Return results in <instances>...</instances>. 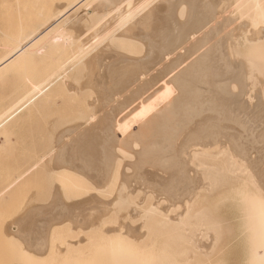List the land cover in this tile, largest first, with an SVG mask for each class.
I'll list each match as a JSON object with an SVG mask.
<instances>
[{"label":"rangeland","instance_id":"obj_1","mask_svg":"<svg viewBox=\"0 0 264 264\" xmlns=\"http://www.w3.org/2000/svg\"><path fill=\"white\" fill-rule=\"evenodd\" d=\"M77 1L78 0H0V59L4 55L13 52L20 44H17L18 42L25 40L31 33L38 31L41 27L45 26L44 23L48 21V23H50L57 18L59 19L57 20V23L53 25V30H62L68 37L74 39L70 44H52L48 41L49 33H44L41 37H39L40 39H38L28 48V50H26L24 56L21 55L16 59L9 61L8 64L1 67L2 71L0 68V121L3 120L4 116H6V112L11 110V108L19 103L20 100L22 104L30 100V97L26 98V96L29 90L34 86L41 84L42 87H44L47 83H51L49 89L44 94L39 96L34 102L29 104L10 121L0 127V264H2V254L7 253L8 249H12V245H8L6 240L3 246V241L1 240L5 235L4 229L6 228L14 229L13 233H11V235L15 238L13 247L14 264H113L115 261L116 264H125V261L120 259L116 254H113L110 249L109 240L115 236V234L111 233L110 235L108 233L107 236V233L105 232H110V227H113L112 230L117 229L116 223L119 220L117 216L124 217L127 211L126 209L124 210L119 207L120 204H116L114 206L112 204L113 208L109 206L108 211L106 212L103 204H101L103 201H106L107 203L114 201L116 198L114 195L117 193L116 190L120 185L126 187L133 196L140 194L138 200L139 203H143L146 196H152V204H154L155 201H160L162 203L160 205L162 209H165L168 206L170 210H173V213L170 214L171 218H175L176 215H180L184 211L185 203L191 200L193 194L196 193L197 189L200 187L198 190L199 192L197 191L199 197H197L198 199L196 200V205L193 207V211L203 212L201 213V216L203 215V217H201V221H203L202 223L205 226V231L201 233L202 237L199 236L197 239V232L194 234V241L191 242L188 239L181 240L176 235L168 234L164 228L159 227L158 225L154 226L153 224H146L141 230L146 232V229L150 227L149 236H144L142 239L146 238L144 239L145 241H136L135 244L144 250L146 249V251L152 250L153 258L156 259L168 256L166 252H169L170 255H175L176 258L181 261H185L186 258H191L190 264H247V249L243 235V221L239 207L240 204L238 195L244 191H254L255 188L259 187L263 189L264 176H259L257 170L250 168L251 165L249 162H242L239 159L242 169L240 170V165H236L237 167L233 166V164L229 161L230 159L228 160V155L223 153H226L229 148L228 153H230V150L233 152V147L229 138H232L233 140H231L235 142L239 141L238 143H242V145L246 144L243 140V130L238 128V134V131L236 130L237 126L234 127L233 124L230 126L231 123L228 122L230 124L228 125L226 121V123L222 121L221 124V121L216 118V115L214 116L212 113L207 115L209 112H205L206 114L203 113L205 114L204 116L202 114L199 117H195L196 120L193 119L194 122L200 121L204 119V117L206 120L215 119V121L218 120L220 122L217 125L219 128L221 126L220 130H223L225 127L223 130L224 132L220 131V136L222 138H220V144H218L220 154L221 152L222 154H219L217 157L218 159L213 157H204L200 160L206 166H213L216 170L221 171L217 172L219 175L221 173L222 177L217 176L218 173L214 176L220 179H228L226 181L218 179L219 186L216 184L218 183V180L214 176L211 177L215 180H203V175L200 174L202 172H200V170L195 168L193 165L191 166L189 161H187L191 151L194 149L193 147L191 149L187 147V149L181 150V160L178 162L174 170L170 169L172 168V165H170L169 162L164 165H161L162 162L158 163L163 155L159 153L160 149L157 145L166 147L168 143L171 145L174 143V147H172L177 149V147L182 144L181 141H183V137L185 136V133H180L182 126L175 127L176 130L179 127V130H175L176 132L179 131V136L175 133V136L178 137L176 138L177 140L174 137L172 142L170 140L168 143L162 141L160 144V140H157L156 142L158 143L153 148V155L149 158L152 159L150 163L143 167L144 170L142 168L143 171L137 169L136 163L138 161L139 154L143 151V148L146 150L144 144L146 143V140L152 138V136L144 138L143 135H139L138 131L140 124L133 123L132 120L134 118L135 111L140 107L139 105L141 101L146 99L148 94L150 95L151 93V95H148L147 98H158L156 96H161L162 92L160 91H162L163 88L161 85L168 81V78H170L173 74H177L178 70L180 72L183 68L185 69L188 67L191 63H193L196 57H199L201 54L206 52L208 48L211 46L213 47L216 41L220 39L222 40L223 38L222 49L224 50L226 61L230 64L233 63L232 65H236L238 70L243 71L244 78L247 75L244 80V85L246 87V91L250 93L249 95L251 98L249 102L254 103V105L255 103L258 105L256 116H258L257 119L259 122L256 123V125L261 124V122L264 123V90H262V88L264 89V76L256 71H253L254 73H251L250 77L248 75L249 71H247L248 68L246 66L245 58L251 55L254 47L245 42V39L250 35L248 33L249 28L245 27L243 23L240 25V23L236 22L239 24L237 26L233 17L230 15L231 12H229V10H232V1L229 0V4H226V1H222V3L225 2L224 4H222L221 1H217L219 3L216 2L217 9H219L217 12L220 11V8L222 10L220 11L221 14H218L220 19L217 20L218 23L221 21L223 24V26H220L221 29L219 30L221 34L218 32L219 34H217V39L216 36L211 37V39L204 43V45L199 46V49L196 51L191 50V45L194 42L192 40H189L190 43H185L176 51H173L176 48L173 45H171L173 46L171 49V47H166L164 44L165 36L167 34H171L170 37L167 35L168 38L173 37V32L170 30L173 26V21L170 19L168 24H166L165 22L167 19L165 18L173 16V6L176 1L181 0H125L126 3L124 2V5L116 12H106L102 15L91 14V11H89L92 10L91 7H93V5L99 0H87L82 7H76L70 12H66L67 7L72 6ZM61 3L62 5H60ZM131 7L132 9H130ZM137 7H141L140 10ZM170 7L171 11H169ZM153 8H157L159 14L155 13L156 16L152 19L154 21L150 20L149 22H146V17L154 10ZM165 8L167 9L165 10ZM129 9L132 10L131 12L133 13L131 14L130 19L133 23L128 24L129 26L127 25L125 30L130 29L132 31V35L138 39L148 35L147 38L149 42L146 41L141 43L140 39L139 41L134 42L121 38V35L123 34L122 32L125 30L122 29V32H119L121 28H124L123 24L122 26L119 25L121 23L119 22V15ZM81 14H83V16ZM90 14L91 16L89 18H85L86 15L89 16ZM112 15L117 18H114ZM132 15H134V17H132ZM157 15L159 17H157ZM71 17L72 19H70ZM159 19L162 23L161 21L159 22ZM226 19H232L233 25ZM105 20H107V22L110 21V23H107ZM102 21L107 24H102ZM130 21L129 23H131ZM175 21L178 23L179 19L175 18L174 22ZM182 22L183 21L181 20L179 21V23ZM73 23H75L74 29L71 27ZM163 23L166 26L163 27L164 29H161L158 36V33L155 32L156 27L160 24L162 25ZM213 23L209 25V28L216 26V24ZM114 24L117 26H114ZM104 27L106 28L104 29ZM69 28L72 30H69ZM103 29H107L106 33L110 32L108 35L109 37L105 35L106 33L102 31ZM238 29L240 32L237 31ZM139 30H143V34ZM144 30L148 31V33L146 31L144 32ZM203 30L201 32L204 34L208 32V30L206 32L205 29ZM118 32L119 34L115 36ZM201 32L195 35L194 38L198 37V39H194L195 41L202 38H200V36H203ZM144 33L147 35H144ZM150 36H152L153 41L149 38ZM155 36L158 37L155 38ZM92 37L94 38L93 40L97 37L99 39L97 38V41H93ZM233 37L234 39H232ZM161 39H163V41H161ZM99 40L102 41L99 42ZM77 43H79V45ZM145 43H148V45ZM80 44L86 45L87 50L90 49L91 51H87L88 53H86V57L84 59L85 61L82 57L76 59L74 58L75 54L77 55L76 51ZM140 44L143 45L141 46ZM150 44L156 45L155 50L159 51L160 54L162 53L161 56H163L165 52L173 51L168 57L169 59L171 58V60L169 61V59H167L166 62V60L164 61L162 59L163 61H160L157 68L156 65H149V69L148 67L145 68V71L143 70L144 73L141 72L142 74L139 76L135 75L136 78L129 81V85L126 87L125 91L121 93V96L119 95L120 97L118 96L119 92L117 91L115 95V91H112L114 90V85L111 83L108 84L110 79L106 75L109 67H107V64L110 65L111 63H116L112 66H114L118 71L123 65L121 64L122 57L128 55L130 56V59L133 58V60H138V58L142 55H146ZM228 44H230V46ZM185 45L188 48L187 52ZM107 48L108 50H106ZM75 49L76 51L74 54ZM234 49H236V53L239 54L238 56L235 54L234 57ZM163 50L165 51L163 52ZM257 50L258 56L261 58L258 65L263 68L264 42L257 46ZM104 51H106V53ZM90 54H94L93 56L96 55V57H98V63L95 65L94 70L88 66V59L86 60V58H88L87 56H90ZM106 54L112 55V57ZM99 57L103 59H100ZM164 57L165 56H163V58ZM18 59L19 61H17ZM113 60L115 62H113ZM184 60L187 62H184ZM81 61L84 63H81ZM174 61H177L178 64L176 63V65H179V67H177L170 75L166 76V73L169 71L168 67L171 68L172 66L169 65L167 67V65L172 64ZM226 65L225 69L229 71ZM157 69L159 70L157 71ZM161 71L164 72L162 73ZM162 77L164 79H162ZM101 78L106 79L102 80ZM152 79H154L155 84H153L154 81H152ZM89 80L91 84L89 83ZM98 80L99 83L97 82ZM142 80H151V83L148 87H146L147 89L144 90L145 92L140 91L139 97L141 99H136L138 97L132 96L131 100H133V103L130 100L126 101L125 98H128L126 95L130 96L129 94L131 91H134L135 87L142 85ZM132 81L133 83H131ZM158 86L160 87V90H158ZM106 89H109V92L106 91ZM153 92L158 93H156V95ZM177 92L175 91V96L178 95ZM235 92L237 93V91ZM154 94L155 96H153ZM117 96L119 98H117ZM114 98L116 100H114ZM225 99L228 101L227 96ZM125 102H127V104L129 103V105L126 106ZM119 106H121V109ZM122 106L126 107L123 108ZM160 107L161 105L158 108ZM132 112L133 117L131 116ZM179 117L177 119H179ZM109 120L112 121V125H115L116 120L121 122V124L122 122L128 123V127L130 126V129L126 133L125 138L127 137L132 139L129 144H126V142L122 143V146L126 145V147L123 146L121 148V151L123 152L122 155L115 154L116 152L113 150V160L114 158H118L116 161V172H114L115 164L113 165V163H103L102 161H97L96 167L98 168V175L94 176L91 172L94 170L93 167L88 165L87 157L90 154L88 147L85 146L83 148H78L76 143H80L81 141V143H83V141L88 139L90 136L97 135V133L103 129V126ZM96 124L99 125L97 126ZM93 125L97 126L96 129ZM91 126H93L94 129ZM192 127L193 126H190V129H192ZM259 127H256L257 130H260L261 127ZM227 128H233L235 130L232 129V131ZM114 134L117 140H122L123 134H121L120 130L117 128L114 129ZM76 136H78V139ZM74 139H77V142ZM64 140L66 141L63 142ZM134 144L136 147H133ZM251 144L256 145H253L256 147V150L253 149V151L251 147L248 149V153L251 155L253 154L252 151L256 152L252 155L251 160H256L255 165L259 166V170L264 171V158L261 157L263 156L261 155L263 153V149H261L262 144L258 143V146L256 143ZM214 148L215 147H207V149L212 151H214ZM225 148L227 151H225ZM184 150H186V158L183 157ZM93 151L94 150L92 149V152ZM175 152L177 153V151ZM228 162L231 164L229 163V165ZM229 166H232V169ZM233 168L234 171H232ZM236 168H239V173L235 170ZM256 171L257 173H255ZM113 172L114 175L112 177ZM231 172L235 175L238 174L236 175L237 177ZM245 172L249 173L248 177H246L247 173ZM227 173L229 177L226 176ZM199 174L202 176L200 179L199 177L201 176ZM249 177L252 178L254 183L250 182L251 178L249 179ZM254 177H258V179L254 180ZM111 178L113 179L114 190L112 194L108 195L102 189V185L107 180H111ZM230 178L232 180H230ZM245 179L246 181H244ZM260 180L262 181V187ZM211 181L213 182L211 183ZM207 182H209L210 185ZM251 184H253V186ZM214 187L220 188L215 189ZM215 190L217 191L215 192ZM111 199L113 200L111 201ZM89 201L94 202L92 204H88L87 202ZM95 203H97V205ZM84 204L87 205L83 206ZM90 208H94V211ZM110 208L113 209V212H110L112 211ZM84 209H87L89 212ZM102 209L104 211H102ZM136 212L137 211L133 210V213L130 215L133 219L137 218ZM115 219H117V221H115ZM121 222L125 223L128 228L132 227V230H136L138 227L140 228L143 226V221L139 219L131 220L121 218ZM84 226L85 228H83ZM75 227L83 229L81 231L78 228L77 230ZM4 239H6V237ZM195 248H197V250L199 248V251L195 250ZM111 253L114 256H112Z\"/></svg>","mask_w":264,"mask_h":264},{"label":"bare ground","instance_id":"obj_2","mask_svg":"<svg viewBox=\"0 0 264 264\" xmlns=\"http://www.w3.org/2000/svg\"><path fill=\"white\" fill-rule=\"evenodd\" d=\"M89 1H91V0H89ZM217 1H219V2L221 1V3H222V1H226V4H229L228 3L229 0H204V1H200V0H181V1H176V3L173 6V8H174L173 16H171L169 18H165L164 17L165 19H167V21L165 22L166 24H168V21H170V19L173 21V26L170 29L173 32V34H172L173 37L168 38L167 35H169V37H170L171 34H167L165 36V33H164V36H165V40H164L165 43L164 44H165V46L166 47L169 46V47H171V49L174 46L176 48L173 51H176V50H178L179 47H181L185 43L189 42V40H192L194 42L191 45V50L196 51V50L199 49V46L204 45V43L209 41L211 39V37H215L216 36V39H217V34H219L218 32H220L219 30L221 29L220 26H223L221 21H220L221 23L220 22L218 23V21H217V20L220 19L219 15L221 14L220 11H222L221 8H220V11L217 12V10H219V9H217V6H216V2ZM230 1H232V10L231 11L229 10V12H231V14L230 13L229 14L231 15V17H233L235 24H237L236 22L240 23V25H241V23H243L245 25V27L249 28L248 33L250 35L245 39V42L248 43V45H252L254 47L253 50H252L251 55L249 57L247 56L245 58L246 66L248 68L247 71H249L248 75L250 77V74L254 73L253 71H256V72H258V73H260V74H262L264 76V67L262 68V66L258 65V62L260 61L261 58L258 56V50H257V46L261 45L264 42V0H230ZM86 2H87V0H78L72 6L67 7V11L66 12H70L71 10L75 9L76 7L80 8ZM124 2L126 3L125 0L124 1H122V0H99L98 2H96L94 4L95 6L93 5V7H91L92 10H89V11H91L90 12L91 14H97V15H99V14L102 15V14H105L106 12H110V13L111 12H116L118 9H120L124 5ZM219 2H217V3H219ZM224 3H222V4H224ZM60 5H62V3ZM58 6H59V4H58ZM164 6H166V5H164ZM54 7H55V5H54ZM140 8H138V9L140 10ZM130 9H132V7ZM130 9L127 10L126 12L125 11L122 12V14L119 15L120 16L119 17V22H121L119 25L122 26V24H123V27H124V28H121V30L119 32H122V29L125 30L128 24H132L133 23V22H131L132 20L130 21L131 14H133L131 12L132 10H130ZM166 9L167 8H165V10ZM55 10H56V8H55ZM169 11H171V7H170ZM137 12H139V11H137ZM149 12H151V11H149ZM155 13L156 14L158 13L157 8L154 9L151 13H149V15L146 17L147 18L146 22L147 21L149 22L150 20L154 19L155 16H156ZM91 14L89 16L86 15L85 18H87V17L89 18L91 16ZM162 14H163V12H162ZM77 15H75V16H77ZM81 15L83 16V14H81ZM114 15H112V16L114 18H117ZM134 15H136V14H134ZM134 15H132V17H134ZM117 16H118V14H117ZM157 17H159V16L157 15ZM175 18H178L179 21L181 20L183 22L182 23H179V21H178V23L176 21L174 22ZM58 19L59 18L55 19L54 21H52L50 23H48L49 21L44 23L45 26L41 27L38 31H35V32L31 33L25 40H23L21 42H18L17 44H19V43L20 44L18 45V47L13 52H11V53H9L7 55H4L0 59V68L3 67L4 65L8 64L9 61L16 59L18 56H21V55L24 56V54L26 53V50H28V48L30 46H32L38 39H40L39 37H41V35H43L44 33L45 34L49 33L48 34V41L51 42L52 44H54V43H67V44H70L71 41H73L74 39H72L71 37H68L67 34H65L64 31L58 30V29L53 30L54 28H52L53 25L55 23H57ZM70 19H72V17ZM160 19H159V22L161 21ZM76 20H77V18H76ZM133 20L135 21L134 18H133ZM226 20L229 21L231 24L233 22L232 19L231 20L230 19H226ZM87 21H88V19H87ZM105 21L107 22V20H105ZM129 21L131 23H129ZM152 21H154V20H152ZM102 22H103L102 24L106 23L104 21H102ZM107 23H110V21L107 22ZM161 23H162V21H161ZM211 23L216 24V26L212 27V28L211 27L209 28V25ZM155 24H156V22H155ZM74 25H75V23H73L72 26L70 25L72 27V29H74ZM117 25L114 24V26H117ZM134 25H135V23H134ZM238 25L239 24H237V26ZM164 26H166V25L163 23L162 25L160 24L158 27H156L155 32L158 33V36H159V32L161 31V29H164L163 28ZM131 27H133V26H131ZM105 28L106 27H104V29ZM110 28H111V26H110ZM72 29L69 28V30H72ZM104 29L102 31H104V33H106L107 29L106 30H104ZM154 29H155V27H154ZM203 29H205V32L208 30V32L205 33V34L202 33L201 31ZM20 30H21V28H20ZM75 30H76V28H75ZM135 30H137V29H135ZM146 30H144V32ZM110 31H111V29H110ZM112 31H113V29H112ZM139 31L142 33L143 30L142 31L139 30ZM237 31H239V29ZM119 32L116 33L115 36H117V34H119ZM146 32L148 33V31H146ZM200 32L203 34V36H200V38L201 37L202 38L195 41L194 39H198V37L194 38L195 35H197ZM243 32H245V31H243ZM109 33L107 32L105 35L108 36ZM122 33L123 34L121 35V38L124 39V40L134 41L135 42V41H139V39H140V38L138 39L134 35H132V31L130 29L129 30L127 29V30H125ZM151 33H152V31H151ZM220 34H221V32H220ZM91 35H92V33H91ZM144 35H147V34L144 33ZM147 36L142 37L140 39L141 40L140 42L144 43V42L148 41ZM158 36H155V38L158 37ZM93 37H92V40L94 39ZM102 37H104V36H102ZM185 37H187V38H185ZM97 38L95 40H93V41H97ZM149 38H151V40H152V36H150ZM224 38H225V36H224ZM77 39H79V38H77ZM232 39H234V37ZM222 40H223V38H222ZM222 40L220 39V40L216 41L213 47L211 46L210 48H208L206 50V52L201 54L199 57H196V59L193 61V63H191L189 66L187 65L188 67H186V65H185L186 68L185 69L183 68V70H181L180 72L177 69L178 73L175 72L177 74H173L174 76L172 75L170 78H168L169 79V80L167 79L168 81L165 80L166 82H164L163 85L160 84L161 86H163L162 91H160V92H162V94L160 93L161 96L160 95L156 96L158 98H153V97L147 98V96L149 95L147 93L148 95L146 96V99H143L141 101V103L139 105L140 107L137 108L136 111L134 110L135 111V115H134V118L132 120H133V123H136V124L139 123L140 124V128H139V131H138L139 135H143L144 138H148V137L152 136V138H149L148 140H146V143L144 144V147L146 148V150L143 148V151L139 154V157L137 156L138 157V161L136 163V168L137 169H140L141 171H143L144 170L143 167L146 166V164L150 163V161L152 159H149V158L152 157V155H153V148L157 145V143H158V142H156L157 140H160L159 144L162 141L168 143L169 140H170L172 142L174 137H175V139L178 138V137L175 136V133H177V135H178L179 131L178 132H176V131L179 130L178 129L179 127L177 128V130H176L175 127L176 126H182V129L180 128L181 129L180 133L181 134L185 133V136L183 137V141H181L182 144L179 147H177V149L173 148L174 147V143H173V145L168 143V145L166 147L165 146L163 147L162 145H160V146L157 145L159 147V149H160L159 153L163 155V156H161L162 158H161L160 161H158V163L162 162L161 165H164L165 163L169 162L170 165H172V168H170V167L169 168L171 170L172 169L174 170V168L176 167L178 162H180V160H181V150L182 149H187V147L190 148V149L193 147L194 149L191 151L189 158H187V161H189L191 166L193 165L195 168L199 169L200 172H202V173H200V172L199 173L203 175V180H206V179L212 180V179H214L211 176H214L218 172H221V171L216 170L213 166H206L200 160L202 158H204V157L205 158L206 157H209V158L213 157V158L218 159L217 157L220 154V148H219L218 144H220L219 140H220V138H222L220 136V133H221L220 131H223L225 127L223 128V130L222 129L220 130L221 126L219 128L217 125H218V123H220L219 121H221V124H222V121H224V122L226 121L227 123L228 122L231 123V125L228 123V125H230V126H232V124L234 125V127L237 126L236 130L238 128H241L243 130V132H244L243 140H244V142L246 144L244 143L245 145H242V143H238L239 141L235 142V141H232L233 140L232 138H229V141H230V143L232 144V147H233V152H231V150H230V153H228L230 148L228 149V151L225 148V151H227L226 153H228V154H226L225 152H223V153L225 155H228L227 156V157H229L228 160L230 159L229 161L233 164V166L237 167L238 165H240V170H242V169H241V163L239 162V159L242 162L243 161H246L247 163L249 162V164L251 165L250 168H252L254 170H257L258 173H259V176L260 175L264 176V171L259 170L258 169L259 166L255 165V161L256 160H251L252 155L254 153H256V152H253L254 150H256V147H255L256 145L255 144H251V143H256L257 146H258V143L262 144V148L261 149H263L262 150L263 153L261 155H263V156H261V157L264 158V123L261 122V124L256 125V123L259 122L258 119H257L258 116H256V110L258 109V105H256V103L254 105V103L249 102V100L251 98L250 95H249L250 93L248 91H246V89H245L246 87L244 85V80H245L247 75L244 78L243 71L238 70L236 65L235 66L232 65L233 63L230 64L229 62L226 61L225 56H224V50L222 49L223 48L222 47L223 46ZM100 41H102V40H99V42ZM161 41H163V39H161ZM158 42H159V40H158ZM231 43H232V41H231ZM77 44L79 45V43H77ZM101 45H103V44H101ZM140 45L142 46L143 44H140ZM146 45H148V43ZM171 45H173V46H171ZM228 45L230 46V44H228ZM106 46H108V45H106ZM155 46L156 45H154V44H150L149 49H147L146 55L145 56L142 55L143 57L142 56L139 57L138 60L137 59L133 60V58L130 59V56H128V55H125L124 57H122L121 58V62H122L121 64H123V65L121 66V68L118 71L115 69L114 66H112V65H115L116 63H111L110 64L111 66L106 63L107 67L109 66L108 67V71L106 69V71H107L106 75L110 79V81L108 80L109 83L108 82L107 83L108 84L111 83V84L114 85V90H112V91H115V95H116V91H117V92H119L118 96L119 95L121 96V93L124 92L126 87L129 85V81L130 80H134L136 78L135 75L136 76L141 75L142 74L141 72H143V70L145 71V68L148 67V69H149V65H151V64L152 65H156V68H157V66L160 63V61H163V60L165 61L166 60V62H167V59H169L168 58L169 55L173 51L165 52L163 54V56H165V57L163 58V56H161L162 53L160 54L159 51L155 50ZM189 46H190V44H189ZM186 48H187V46L185 47V49ZM158 49H160V48H158ZM106 50H108V48ZM75 51H76V49L74 50V54H75ZM87 51L89 52L90 49L87 50L86 45H81L80 44V46H78L77 51H76L77 55L75 54L74 58L76 59V58L82 57V59L84 60L85 57H86V53H88ZM110 51H113V50H110ZM164 51L165 50H163V52ZM187 51H188V48L186 49V52ZM104 52L106 53V51H104ZM234 52H235L234 53V57H235V54H236V56L239 55V54L236 53V49H234ZM228 53H229V51H228ZM109 54H106V55H109ZM143 54H144V52H143ZM93 55L90 54V56H87L88 58H86V60L88 59L87 60L88 66L91 67L92 70H94L95 65L98 63L97 62L98 61L97 60L98 57H96V55L95 56H93ZM99 55H101V54H99ZM115 55H117V54H115ZM109 56L112 57V55H109ZM117 56H119V55H117ZM134 58H136V57H134ZM181 58H183V57H181ZM19 59L17 61H19ZM100 59H103V58H100ZM112 59H114V58H112ZM116 59H117V57H116ZM170 60H171V58L169 59V61ZM17 61H15V62H17ZM178 61H180V60H178ZM185 61L186 60H184V62ZM69 62H71V61H69ZM82 62L83 61H81V63ZM113 62H115V61L113 60ZM176 63H177V61H174L172 64H168L167 65V67L169 65H172V66H171V68L168 67L169 71H168V73L165 72L166 76L170 75L174 70H176L177 67H179V65L177 66ZM117 65H118V63H117ZM225 65L229 69V71H227L225 69ZM161 68H163V67H161ZM92 70H91V73H92ZM158 70L159 69H157V71ZM241 70H242V68H241ZM1 71H2V68H1ZM157 71H156V73H157ZM161 72L163 73L164 71H161ZM166 76H164V77H166ZM143 77H144V75H143ZM152 78H153V76H152ZM99 79H100V77H99ZM104 79H106V78H104ZM104 79H102V80H104ZM162 79H164V78L162 77ZM155 80H157V79H155ZM152 81H154V79H152ZM94 82H92V83H94ZM97 82L99 83V80ZM139 82H140V80H139ZM146 82H148V83H146ZM89 83H90V80H89ZM131 83H133V81ZM150 83H151V80L150 81L148 80V81H143L142 85H140V86L138 84H137L138 85L137 87L134 86L135 87L134 91H131V93L129 94L130 96L126 95L128 98H125V100L126 101L130 100L132 102L133 101V100H131L132 96L138 97L136 99H139L140 98L139 97L140 91H144L145 89H147L146 87H148L150 85ZM50 84L51 83L49 82V83H47L46 86L43 85L44 87H42V85L40 84V85L34 86L32 89H30L29 92L27 93V96H26V98L30 97V100L27 101L26 103H23V104L20 102L21 101L20 100L19 103H17L13 108H11V110L6 112V116H4L3 120L0 121V127H2L6 122L10 121L14 116H16L18 113H20L29 104L34 102L39 96L44 94L49 89ZM108 84H106V85H108ZM153 84H155V81H154ZM109 89H106V91L109 92ZM111 89H112V86H111ZM111 89H110V91H111ZM132 89H133V87H132ZM158 90H160V87H159ZM158 90H156V91H158ZM262 90H264V89L262 88ZM175 91L176 92L178 91L177 92L178 95H176V96H175ZM235 91H237V93ZM153 93L156 94L158 92H153ZM155 94L153 96H155ZM97 95H99V94H97ZM109 95H111V94H109ZM150 95H151V93H150ZM118 96H117V98L120 97V96L119 97ZM226 96L228 97V101L225 99ZM115 98H116V96H115ZM115 98H114V100H116ZM100 99H102V98H100ZM96 101H98V100H96ZM125 103H126V106L129 105V103L128 104H127V102H125ZM160 105H161L162 108L161 107L158 108ZM126 106H124V107L122 106V107L125 108ZM119 108L121 109V106H119ZM122 110H125V109H122ZM205 112L206 113L209 112V113H207V115L210 114V113H212L214 116L216 115V118L219 121L218 120L215 121V119L206 120L205 117H204V119H202L200 121H195V122L193 121V119L196 120L195 117H199ZM205 114H203V116ZM131 116L133 117V112H132ZM179 116H181V117H179ZM178 117H179V119H177ZM99 121H97V122H99ZM127 122H129V121H127ZM228 125H227V127H228ZM93 126H91V127L93 128ZM97 126H94L95 129H96ZM190 126H193L192 129H190ZM216 126L218 127V129H217ZM129 127H128V123H123L122 122V124H121V122H119L117 120H116L115 125L114 124L112 125V121L109 120L103 126V129L97 133V135L90 136L88 139H86L87 141L84 140L83 143H81L82 142L81 140H80L81 141L80 143H76L78 148H83L85 146L88 147V150L90 151V154L87 157L88 165L89 166L91 165V167H93L94 170H92L91 172H92V174L94 176L98 175V168L96 167L97 161H102L103 163H105V162L106 163H113V165L115 164V171L114 172H116V161H117L118 158H114V160H113V155H112L113 154V150H115V152H116L115 154L122 155L123 152L121 151L122 150L121 148L123 146L126 147V145L122 146V143L126 142V144H129L131 139H132V138H127V137L125 138L126 133L130 129ZM256 127L257 128L259 127L260 130H257ZM116 128L118 130H120L121 134H123L122 140H117L116 139L115 134H114V129H116ZM227 129H229V128H227ZM232 129H229V130H232ZM233 130H235V129H233ZM228 133H229V131H228ZM238 134H239V131H238ZM77 137L78 136H76V138ZM83 137H84V135H83ZM240 137H238V138H240ZM240 139H238V140H240ZM65 141L66 140H64L63 142H65ZM190 144H191V146H190ZM253 145H255V146H253ZM133 147H136V145L134 144ZM207 147L208 148L215 147V148L213 149L214 151H212L210 149H207ZM221 147H223V146H221ZM249 147H251L252 150L254 149L252 151V153H253L252 155L250 153H248L249 152V150H248ZM251 148H250V150H251ZM92 149L94 150L93 152H92ZM124 150H126V149H124ZM223 150H221V151H223ZM175 151H177V153ZM185 151L186 150H184V152H183V157L184 158H186ZM221 154H222V152H221ZM230 162H228V164ZM229 167H231V169H232V166H229ZM142 168H143V170H142ZM246 168H245V170H246ZM238 169L236 168L235 170H237L238 173H239ZM112 170H113V168H112ZM229 170H230V168H229ZM232 171H234V168H233ZM257 171L255 173H257ZM114 172L112 174V177L114 175ZM228 173L226 174V176H228ZM231 173H233V172H231ZM245 173H247V172H245ZM236 175H238V174H236ZM241 175H245V174H241ZM248 175H249V173H247L246 177H248ZM217 176L222 177L221 173H220V175L218 173ZM214 177L217 178L216 176H214ZM240 177H242V176H240ZM258 177L257 178L254 177L255 178L254 180L258 179ZM200 178H202V176L199 177V179ZM231 178H230V180L233 179V178L232 179ZM250 178L251 177H249V179ZM218 179L219 180H224V181L228 180V179L225 180L223 178L222 179L217 178V180ZM219 180H218V183H216L218 185H219ZM251 180H252V178H251ZM251 180H250V182L252 183L253 180L252 181ZM244 181H246V179ZM212 182L213 181H211V183ZM207 183H209V182H207ZM225 183H228V182H225ZM260 184H261V187H262V181H261ZM201 185H203V184H201ZM209 185H210V183H209ZM251 185L253 186V184H251ZM204 186H202V187H204ZM209 187H212V186H209ZM199 188L197 189V191L199 190ZM217 188H220V187H216L215 189H217ZM259 188H255L254 191L253 190L252 191H244V192H241L238 195L239 204H240L239 207H240L242 221H243V235H244V238H245L246 249H247V264H264V188L263 189H261V188L259 189ZM102 189L104 190V192L106 194H108V195L112 194V192L114 190L113 179L111 178V180H107L102 185ZM208 189H211V188H208ZM116 191H117V193H115V195H114L116 197L114 199V201H112L113 199H111L112 202H110V203H107L106 201H103V203L101 202V204H103L104 210L106 212L108 211L109 206L113 208V206L116 205V204H118V205L120 204L119 207L123 208L124 210L126 209V211H127V213H125L126 215L124 217H122V216L118 217L117 216V218L120 220V222H119V220L117 221V219H115V221H117V223H116L117 224V229L112 230L113 227L112 228L110 227L109 228L110 232H105V233H107V236H108V233L110 235H111V233L115 234V236H113L109 240L110 249L112 250L113 254H116L120 259L124 260L125 264H190L191 258H186L185 261H181V260H178V258H176L175 255H170L169 252H166V254L168 256H163L161 258H156L155 259V258H153V255H152L153 251L152 250L151 251L150 250L146 251V249L144 250L143 248L139 247L135 243H136V241L140 242V241H143L144 239H146V238L142 239L144 236L145 237L149 236L150 227L146 229V232L141 230V229H143V227L146 224H150V225L153 224L154 226L158 225L159 227L164 228V230H166L168 234L176 235L181 240L188 239L189 241L192 242V241H194L193 240V237L195 236L194 234L197 233V232H198V234H197L198 237H196V238L198 239L199 236L202 237L201 233L205 231V226L202 223L203 221H201V217H203V215L201 216V213H203V212L193 211L194 210L193 207L196 205V200L198 199L197 197H199V194H198L199 191L198 192L196 191V193L193 194V197L191 198V200L188 201L187 203H185V209L180 215H176L175 218L172 217L174 219H172L171 216H170V214L173 213V210L172 209L170 210V208L168 206L165 208L166 209V211H165L164 208L162 209L160 207V205L162 204L160 201H157V202L155 201L154 204H152V201H153L152 196H146V198L144 197L145 201L143 203H139L138 200H139L140 194H136V195L133 196L127 190V188L124 187L123 185L118 186V189ZM205 191H206V189H205ZM216 191L217 190H215V192ZM141 200H142V198H141ZM93 202L94 201H89L87 203L88 204H92ZM104 202H106V203H104ZM95 204L97 205V203H95ZM112 204H113V206H112ZM86 205L87 204H84L83 206H86ZM79 206H82V205H79ZM94 207H96V206H94ZM82 208H84V207H82ZM112 208H110L112 210L110 212H113ZM90 209H92L94 211V208H90ZM129 209H130V211H129ZM104 210L102 209V211H104ZM133 210L137 211L136 212L137 213V218L136 219H139V220L143 221V226L140 227V228L138 227L136 230H132V227L128 228L125 223L121 222V218L122 219L136 220V219H133L130 216L131 213H133ZM163 210H164V212H163ZM101 213H103V212H101ZM99 214H100V212H99ZM85 226L83 228H85ZM78 229H80V228H78ZM82 229H80V230L82 231ZM141 231H142V233L143 232H145V233L142 234ZM199 232H200V235H199ZM160 246H162V245H160ZM210 248H213V247H210ZM195 250H197V248H195ZM197 251H199V248H198ZM113 254H112V256H114ZM203 256H205V255H203ZM114 259H115V257H114Z\"/></svg>","mask_w":264,"mask_h":264},{"label":"crops","instance_id":"obj_3","mask_svg":"<svg viewBox=\"0 0 264 264\" xmlns=\"http://www.w3.org/2000/svg\"><path fill=\"white\" fill-rule=\"evenodd\" d=\"M14 229H9L6 228L4 229L5 231V235L3 236V239H1L3 241V246L5 243V240L7 241L8 245L11 244L12 245V249H8L7 253H3L2 254V259L1 262L2 264H14V253H13V247H14V240L15 238L11 235V233H13ZM6 237V239H4Z\"/></svg>","mask_w":264,"mask_h":264}]
</instances>
